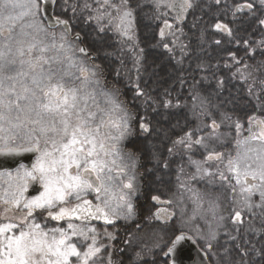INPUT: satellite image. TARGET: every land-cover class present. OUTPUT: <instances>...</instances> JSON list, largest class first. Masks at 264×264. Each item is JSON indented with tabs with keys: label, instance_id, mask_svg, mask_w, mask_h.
<instances>
[{
	"label": "snow or ice",
	"instance_id": "1",
	"mask_svg": "<svg viewBox=\"0 0 264 264\" xmlns=\"http://www.w3.org/2000/svg\"><path fill=\"white\" fill-rule=\"evenodd\" d=\"M222 5L0 0V155L38 154L31 168L0 174L13 189L0 196V264H156L161 243L165 264H175L192 236L209 264H264V0L232 6L233 20L243 13L251 25L247 38L227 23L211 25L244 47L242 57L229 52L227 80L204 58V15ZM81 17L94 25V48L73 31ZM138 20L161 22L148 47L166 59H149ZM107 32L117 38L111 51ZM137 136L146 144L128 149ZM145 151L151 167L141 163ZM173 164L174 199H151L179 207V226L166 208L142 222L138 169ZM30 182L42 187L38 195H25ZM119 221L131 229L123 237Z\"/></svg>",
	"mask_w": 264,
	"mask_h": 264
},
{
	"label": "trees",
	"instance_id": "2",
	"mask_svg": "<svg viewBox=\"0 0 264 264\" xmlns=\"http://www.w3.org/2000/svg\"><path fill=\"white\" fill-rule=\"evenodd\" d=\"M89 3L92 0H88ZM242 2V0H223V5L220 7H213L210 12H207L204 15V20L207 22L203 27L206 29V55L204 58L210 64H219L220 68L218 71V75L225 77L227 80L228 76L230 75V70L228 68L223 67L225 63H231V57L229 56V52H235L237 57L244 56V47L243 44H236V43H229V37L225 34H222L216 31L214 28L211 27L212 24L216 22H222L229 24L230 27L234 30V35L239 38H247L248 32L250 31L251 25L247 22V17L243 13H238L237 18L233 20L232 17V6L234 3ZM215 13V16H213ZM86 15V13H85ZM171 19V14L169 15ZM162 24L160 21H147V20H138V33L141 39V46L146 47L149 53V59L152 58H167V54L162 48H151L148 47L149 44L156 43L159 39L157 33L159 27ZM188 31V29H185ZM73 31H79L82 35L85 36V43L88 44L89 47H96L90 42V37L94 35V25L92 23H84L83 17L78 19L73 25ZM188 37L195 42V36L192 32H188ZM256 39H259V36H255ZM187 43V39L181 38ZM219 39L221 40V44L219 46L212 43L213 40ZM105 44L104 46L108 48L109 51L113 50L117 47V38L111 32H107L104 37ZM178 54V53H177ZM98 62H105L103 58H101ZM251 63V61H249ZM126 63L130 66V58L126 55ZM126 96H131V91L125 89ZM146 144V140L143 137L137 136L134 140L128 142L127 148L130 150H137L142 148ZM141 163L146 167H151V164L148 162V155L147 152L141 153ZM139 172L141 175L139 176V184L141 186L140 191L134 196V202L139 212V217L143 222L144 217L151 215V213L155 212L158 208L166 206L168 208H174L175 205H163L158 204L151 199V196L157 195L160 196L161 200H168L170 198L174 199L173 193L178 191V185L176 181V167L175 164L171 166V168L167 171H159V172H152L148 173L145 172L144 167H140ZM187 203V201H185ZM0 206L3 207V204L0 203ZM189 214L191 210V205L188 204ZM12 215V213H9ZM186 214L184 217H186ZM180 208L177 207V216L173 219L175 220L174 226H179L180 220ZM63 223V222H61ZM157 223H162L157 222ZM55 225L56 222H53ZM99 228L102 224V221H96L95 223ZM113 231L111 227L108 228V231ZM131 230L130 226L125 225L123 221H119L117 223V235L123 237L126 234V231ZM162 235H164V240L168 239V235L162 231ZM223 238L221 239V243H223ZM115 244L116 242L113 241ZM198 243L202 246L203 244L198 241ZM166 250L163 247V243H161V248L156 250L155 260L156 264H165L167 259L163 258V251ZM210 259V258H209ZM169 264V262H168Z\"/></svg>",
	"mask_w": 264,
	"mask_h": 264
},
{
	"label": "water",
	"instance_id": "3",
	"mask_svg": "<svg viewBox=\"0 0 264 264\" xmlns=\"http://www.w3.org/2000/svg\"><path fill=\"white\" fill-rule=\"evenodd\" d=\"M37 155V153L0 155V172L14 171L22 165L26 168H31ZM38 190H41V186L35 182H30L27 195H35L39 192ZM189 235L192 236L190 233ZM163 258L167 259L164 256ZM169 264H172V262L169 261ZM175 264H209V259L208 255L205 254L204 250L192 236L191 239L182 242V244L178 246L175 254Z\"/></svg>",
	"mask_w": 264,
	"mask_h": 264
},
{
	"label": "rangeland",
	"instance_id": "4",
	"mask_svg": "<svg viewBox=\"0 0 264 264\" xmlns=\"http://www.w3.org/2000/svg\"><path fill=\"white\" fill-rule=\"evenodd\" d=\"M37 158V157H36ZM36 158H35V160H34V162H33V164H35L36 163ZM32 164V165H33ZM23 166V165H22ZM24 168H26L25 166H23ZM17 170H22V167L21 166H19L16 170H14V171H3V172H0V174H6V173H11L13 176H15L16 175V172H17ZM139 181V180H138ZM29 189V188H28ZM13 189H10L9 188V179H8V176L7 175H0V196H3L5 193H10L11 191H12ZM40 191H42V187H41V190ZM39 194V192L38 193H36L35 195H38ZM25 195L26 196H28L27 195V193H25ZM0 203H2V202H0ZM161 204H163V203H161ZM163 205H166V204H163ZM174 208H168V207H166V206H163V207H161V208H166V209H168L169 211H175L176 213H177V207L176 206H173ZM3 207H1L0 206V209H2ZM180 218V217H179ZM184 219L185 220H187V216L186 217H184ZM0 222H2V221H0ZM179 224H180V220H179ZM54 224H53V222H50L49 223V226H53ZM97 226V225H96ZM188 226L189 227H191L192 226V222H189V224H188ZM201 226H202V222H201ZM112 231V230H111ZM191 233V232H190ZM192 234V233H191ZM194 238H195V236H193ZM196 239V238H195ZM197 240V239H196ZM198 241V240H197Z\"/></svg>",
	"mask_w": 264,
	"mask_h": 264
},
{
	"label": "flooded vegetation",
	"instance_id": "5",
	"mask_svg": "<svg viewBox=\"0 0 264 264\" xmlns=\"http://www.w3.org/2000/svg\"><path fill=\"white\" fill-rule=\"evenodd\" d=\"M94 223H96V221L94 222ZM200 245V244H199ZM201 246V245H200ZM202 247V246H201ZM203 249H204V247H202ZM208 259H209V256H208Z\"/></svg>",
	"mask_w": 264,
	"mask_h": 264
}]
</instances>
